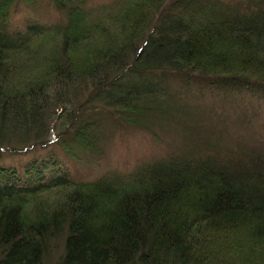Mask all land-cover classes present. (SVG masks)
I'll return each instance as SVG.
<instances>
[{"label": "trees", "instance_id": "trees-1", "mask_svg": "<svg viewBox=\"0 0 264 264\" xmlns=\"http://www.w3.org/2000/svg\"><path fill=\"white\" fill-rule=\"evenodd\" d=\"M88 1L17 24L38 0H0V264H44L59 240L61 264H264V141L181 110L187 151L95 180L66 161L106 118L152 131L129 112L170 114L194 86L264 96V0Z\"/></svg>", "mask_w": 264, "mask_h": 264}, {"label": "rangeland", "instance_id": "rangeland-1", "mask_svg": "<svg viewBox=\"0 0 264 264\" xmlns=\"http://www.w3.org/2000/svg\"><path fill=\"white\" fill-rule=\"evenodd\" d=\"M109 0H89L88 5H99ZM237 1V0H227ZM18 12L14 16L15 23H20L27 17L34 16L43 21L62 19L63 15L54 8L50 0H38L36 6L20 4ZM35 21H40L34 19ZM172 90L186 92L187 86L183 81L172 78ZM187 92L185 104L173 103V112L166 115L155 114L145 110L141 113L129 112L133 119L150 127L152 131H144L139 125H129L124 121L117 120L108 122L105 119L101 128L102 136L99 138L95 149L76 148L78 157L68 158L71 163L72 175L83 180H95L103 172L116 168L128 172L142 164L150 163L169 152L187 151L189 140L193 131L180 126L182 120H188L187 114H177L183 110L190 112V115L198 117L195 113L203 115L207 123L214 122V131L222 134L227 140L254 139L264 141V96L262 92L254 95L247 91H238L232 96L228 89H220L214 96L208 93H201L198 86L192 87ZM217 91V90H216ZM230 95H229V94ZM205 94V95H204ZM180 95V94H179ZM212 105L210 115L205 116L206 106ZM102 109V108H101ZM127 112V111H126ZM125 113V112H124ZM221 117V119H217ZM215 118V119H214ZM179 121V123H178ZM183 125V124H181ZM64 250L62 240L54 244L51 251L44 260V264H61Z\"/></svg>", "mask_w": 264, "mask_h": 264}]
</instances>
